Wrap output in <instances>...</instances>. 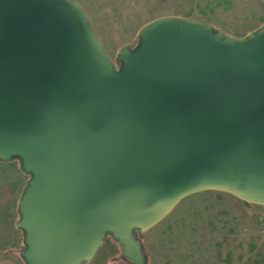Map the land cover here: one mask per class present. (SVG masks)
Segmentation results:
<instances>
[{
	"label": "water",
	"instance_id": "1",
	"mask_svg": "<svg viewBox=\"0 0 264 264\" xmlns=\"http://www.w3.org/2000/svg\"><path fill=\"white\" fill-rule=\"evenodd\" d=\"M139 44L102 43L79 0H0V159L32 177L19 199L27 264H84L206 190L264 204V24L245 35L162 15Z\"/></svg>",
	"mask_w": 264,
	"mask_h": 264
},
{
	"label": "rangeland",
	"instance_id": "2",
	"mask_svg": "<svg viewBox=\"0 0 264 264\" xmlns=\"http://www.w3.org/2000/svg\"><path fill=\"white\" fill-rule=\"evenodd\" d=\"M259 1L79 0L118 66L119 48L136 47L140 28L156 17L184 15L242 35L264 18ZM31 177L20 157L0 159V264H27L21 253L25 232L17 222L19 199ZM135 235L147 253V264H264V204L206 189L186 196L163 219L148 229L138 228ZM84 264L133 263L108 232Z\"/></svg>",
	"mask_w": 264,
	"mask_h": 264
},
{
	"label": "crops",
	"instance_id": "3",
	"mask_svg": "<svg viewBox=\"0 0 264 264\" xmlns=\"http://www.w3.org/2000/svg\"><path fill=\"white\" fill-rule=\"evenodd\" d=\"M262 1L264 2V0H262ZM262 1H259L260 2V5L259 6H261V9H260V12H259L260 13V16H264V5H263ZM259 23H260L259 26H261L262 24H264V18L261 19ZM259 26L257 25L255 28H251V29L247 30V32L248 31H251V30L258 29ZM242 35H245V34H242Z\"/></svg>",
	"mask_w": 264,
	"mask_h": 264
},
{
	"label": "trees",
	"instance_id": "4",
	"mask_svg": "<svg viewBox=\"0 0 264 264\" xmlns=\"http://www.w3.org/2000/svg\"><path fill=\"white\" fill-rule=\"evenodd\" d=\"M20 229L24 231L23 228H20ZM136 230H137V229L134 230V233L136 232ZM135 236H136V235H135ZM25 244H26V242H25ZM143 252H144V255H145V258H146V263H147V261H148V260H147V253L145 252L144 249H143Z\"/></svg>",
	"mask_w": 264,
	"mask_h": 264
}]
</instances>
